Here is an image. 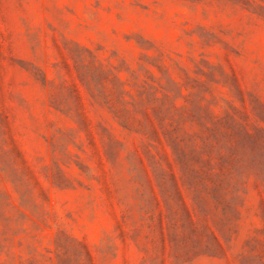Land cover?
I'll return each instance as SVG.
<instances>
[{"label":"rangeland","instance_id":"rangeland-1","mask_svg":"<svg viewBox=\"0 0 264 264\" xmlns=\"http://www.w3.org/2000/svg\"><path fill=\"white\" fill-rule=\"evenodd\" d=\"M0 264H264V0H0Z\"/></svg>","mask_w":264,"mask_h":264}]
</instances>
